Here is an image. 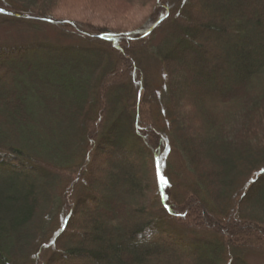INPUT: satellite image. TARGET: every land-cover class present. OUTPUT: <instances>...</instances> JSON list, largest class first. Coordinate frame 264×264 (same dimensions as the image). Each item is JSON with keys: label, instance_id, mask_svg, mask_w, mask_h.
Instances as JSON below:
<instances>
[{"label": "trees", "instance_id": "obj_1", "mask_svg": "<svg viewBox=\"0 0 264 264\" xmlns=\"http://www.w3.org/2000/svg\"><path fill=\"white\" fill-rule=\"evenodd\" d=\"M52 1L0 0V9L56 21V2L64 0ZM155 4L154 27L95 37L72 21L0 14V26L32 30L29 37L36 32L32 40L22 32L20 42H0V264H250L252 256L264 258V62L252 60L264 57V0L225 3L241 13L218 26L216 15L188 0ZM251 9L258 14L248 21ZM47 26L59 43L38 39ZM153 29L164 33L155 47ZM208 32L228 37L229 51L240 58L218 61ZM254 33L259 38L250 43ZM143 53L166 67L165 108L145 94L152 90ZM238 64L241 79L230 74L218 95L215 85L200 91L193 116L187 113L193 102L179 112L176 75L219 85L226 66ZM172 149L188 162L185 178L184 169L168 162ZM140 152L150 171L145 181ZM102 155L122 159L108 167L107 183L91 174ZM254 188L258 195L246 197ZM78 212L92 217L80 224ZM240 233L252 247L234 243ZM109 236L122 245L106 241Z\"/></svg>", "mask_w": 264, "mask_h": 264}, {"label": "rangeland", "instance_id": "obj_2", "mask_svg": "<svg viewBox=\"0 0 264 264\" xmlns=\"http://www.w3.org/2000/svg\"><path fill=\"white\" fill-rule=\"evenodd\" d=\"M56 1V0H53ZM52 1V2H53ZM190 3L194 4L196 7H200V9L204 12V14L207 15H216L217 19L215 21V24L221 25L222 22L230 23L233 16L237 13H241L240 10L234 11V9L225 7V3L232 4H238L240 1L244 2L245 0H225V2H220L219 0H188ZM236 1V2H235ZM140 3V4H139ZM58 4V5H57ZM159 7L157 4H155V0L150 2L148 0H136L135 2L133 0H64L56 2L55 12L53 13V18L62 21H72L76 22V24L81 28V30L85 31L86 34L89 35H98L101 32L104 31H111V32H136L139 30H144L145 28L152 27L155 20H157V17H155V14L158 12ZM258 9H251L250 15L246 16V20L252 21L253 19H256L258 14ZM158 14V13H157ZM192 14V13H190ZM41 18V17H39ZM59 22V21H58ZM154 27V26H153ZM42 32L37 34L38 39L47 40L48 42L53 41V43L58 42V33L53 27H44L42 28ZM155 29V28H154ZM153 29V31H154ZM32 30H20L16 29L11 26L10 27H4L0 26V42H5L8 40H15V41H21V33L25 32V34L28 36ZM156 33L155 40H153V45L151 44V47H155L159 45L163 38L164 33L158 32L157 30L154 31ZM31 36L26 37L25 39L32 40L34 39V34L36 33L34 30L32 32ZM255 35L249 36L248 40L250 43L255 42L258 40L259 36L258 34L254 33ZM233 37L232 35H230ZM91 37V36H90ZM206 38L208 39V44L214 45V53L215 57H218V61L222 62V64H231L232 62H236L237 57H239V54L233 53L229 51V48L232 47V43L228 37L224 36L223 34L218 33H212L208 32L206 34ZM256 43V42H255ZM208 48V47H207ZM236 54V55H235ZM140 57V56H139ZM240 58V57H239ZM257 54L253 57L254 63L261 64L264 62V57H262L259 61H256ZM142 59V65L144 68V71L146 73V79L145 81L148 82V86L151 88V92L148 94L145 92V94L150 95L152 98V101L158 100L160 105L165 108L166 102H167V95L165 94V83L167 81V75H166V67L163 65L160 60L156 59V57H152V54L143 53L141 55ZM195 63L198 66L200 64V60L196 57ZM239 63V62H238ZM226 70L223 71V74L221 75L222 79H220V84H216L214 82H203V81H197L199 84H195L194 81L188 82V78L183 75H176V89H175V96L178 97L181 101V105L179 106V109L181 111L184 110L183 106L186 103L193 102L195 104V108L190 110L192 107H188L187 113L188 115L193 116L198 109V106L202 103L201 101V94L200 91L202 90L208 91L210 87H214V85L218 88H216V92L214 94L218 95L217 93L222 92L223 85L222 83H229L230 82V74L234 73V78L236 80H239L242 78V72L239 68V64L236 66H226ZM199 80V79H198ZM155 105V102H154ZM214 105V104H212ZM157 107V103H156ZM142 108H144L142 106ZM145 111L148 112L149 109L146 107L144 108ZM151 111V108H150ZM145 114V113H144ZM164 119V115H162ZM162 119H158L157 123L158 125H163ZM150 126V124H148ZM201 134V133H199ZM200 136V135H199ZM172 142V141H171ZM201 142H198L200 145ZM174 150V149H172ZM214 152V150H213ZM216 152V150H215ZM99 156V159L97 158L94 162L93 167L91 168V174L96 175L97 178H102L103 181L106 183L109 181L108 176V167L113 164L115 161L121 162L122 159L114 158L111 160V157L106 158ZM139 160L136 161L141 164L140 171L142 173V177L140 179L147 180L150 177V171L148 170L147 166L144 164L146 160L144 159L143 154L140 152L137 154ZM168 162L175 166L179 170H183V177H187V171L189 169L188 162L185 158H183L182 155H180L176 150L172 151V154L170 155ZM213 162L216 163V161L213 159ZM211 165V163H208V167ZM94 169V170H93ZM209 169V168H208ZM103 171V172H101ZM189 173V172H188ZM139 178V177H138ZM183 180H177L174 178L173 183H180ZM258 188H254L252 190H249L246 194V197L249 196L254 197L257 196L259 193ZM241 191V190H240ZM240 194V193H238ZM152 196V195H151ZM152 199V197H151ZM240 200V199H239ZM109 208L108 210H110ZM225 210V209H224ZM99 212L102 213V210L99 209ZM225 212V211H224ZM226 214H230L229 208L226 209ZM86 216L92 217V213H85V212H78L77 213V221L80 224H86L87 219ZM245 233V232H243ZM94 233L90 232V235L92 236ZM243 235V234H242ZM241 233L238 235H235L233 238L234 243L237 245L241 241H243L246 244V247H252L250 244L251 241L249 240V237L244 238L245 235L242 236ZM231 238V239H233ZM75 239V238H73ZM244 239V240H243ZM111 236L106 238V241H110L112 243H116L118 246L122 245L117 240H113ZM238 241V242H237ZM125 245V244H124ZM250 264H264V258L259 256H252L248 259Z\"/></svg>", "mask_w": 264, "mask_h": 264}, {"label": "water", "instance_id": "obj_3", "mask_svg": "<svg viewBox=\"0 0 264 264\" xmlns=\"http://www.w3.org/2000/svg\"><path fill=\"white\" fill-rule=\"evenodd\" d=\"M0 14L6 15V16L20 17V18H25V19L39 20V21H44V22H47V23L56 22L55 20L46 19V18H39V17L27 16V15H19V14H15V13H12V12H10L8 10H4V9H0ZM148 33H150V32H148ZM89 36L95 37L94 35H89ZM97 37H103V35H99Z\"/></svg>", "mask_w": 264, "mask_h": 264}]
</instances>
